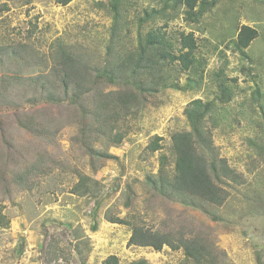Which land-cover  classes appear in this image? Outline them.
Wrapping results in <instances>:
<instances>
[{
	"label": "rangeland",
	"instance_id": "rangeland-1",
	"mask_svg": "<svg viewBox=\"0 0 264 264\" xmlns=\"http://www.w3.org/2000/svg\"><path fill=\"white\" fill-rule=\"evenodd\" d=\"M203 1L205 11L189 22L175 0H121L122 28L114 37L110 0H71L65 6L55 0H0V82L12 86V94H21L22 83L15 86V78L46 72L51 58L64 61V52H71L78 63L87 58L99 63L109 45L112 59L135 48L151 29L172 38L191 33L199 63L190 73L169 68V84L156 94L147 83L132 89L140 104L135 115L78 122L75 109L82 112L83 100L33 107L18 105L16 98L9 99V108L2 106L0 264H101L109 255L119 264H193L182 250L127 246L130 228L109 222L114 216L135 219L151 230L201 231L219 255L217 264H264V0ZM151 9L152 19L139 25L137 19ZM242 25L256 30L257 37L240 51L233 41ZM89 81L84 85L94 92L104 87L94 77ZM219 84L229 91L225 97ZM194 99H214L221 109L212 144L238 175L220 206L199 207L198 200L197 209L184 207L144 184L162 157L173 162L170 136L188 130L184 110ZM21 108L40 125V137L19 127ZM79 128L88 131L86 145L112 157L92 161L79 142ZM119 132L121 143L111 145L109 134ZM154 136L162 138L163 148L151 154L147 145ZM77 172L87 178L84 196L71 193Z\"/></svg>",
	"mask_w": 264,
	"mask_h": 264
},
{
	"label": "trees",
	"instance_id": "trees-1",
	"mask_svg": "<svg viewBox=\"0 0 264 264\" xmlns=\"http://www.w3.org/2000/svg\"><path fill=\"white\" fill-rule=\"evenodd\" d=\"M55 1L56 4L65 6L71 0ZM120 1L110 0L109 5L114 37L115 32H120L122 28L120 14L124 13V10L119 4ZM175 3L184 8V20L189 22L196 21L205 11L206 3L203 0H175ZM154 11V9L149 12L145 10V17L138 18V24L144 23L146 19H152ZM256 37V30L242 25L233 44L235 48L242 51ZM175 38L168 36L165 32L151 29L142 40H139L135 48L121 55L116 54L112 59L114 52L111 47L113 46L111 38L109 43L111 45L107 47V52L102 62L99 63L93 62L91 58V61L87 58L86 61L78 63L77 58L71 52H64L66 50L61 48L65 53L64 61L55 62L51 58L52 67L46 72L35 73L22 79L15 78V86L22 83L20 95L12 94V86L8 87L7 84L0 82V114H2V106L10 107L9 99L18 98L21 101L17 102L18 105L22 106L26 103L33 107L42 104L52 107L63 104L72 106L83 100L85 107L82 108V112L75 109V118L78 122L90 116L113 115L116 119L126 115H135L136 109H140V104L130 92L132 89L141 90V87L147 83L151 93L156 94L159 88L163 89L168 86V79L171 77L168 73L169 68L175 66L181 73H190V70L199 65L195 58L197 46L193 35L180 33V37L176 38L178 48L174 47L172 41ZM164 70L167 71L166 74ZM92 77L95 82L104 84L98 92H94L92 86L84 85V82ZM187 82V87L192 88L193 82L190 79ZM109 86L110 88H105ZM169 87L185 89L179 88L176 84H171ZM218 91L224 93V97L229 92L224 84L218 85ZM17 103L12 105L17 106ZM20 110L22 113L16 120L19 127L40 137L38 128L40 125H37L26 113L30 110H22V108ZM220 110L214 99L210 101L194 99L187 104L184 116L188 130L174 132L170 136L168 150L173 160L172 167L170 169L167 167L171 165L167 162V157L161 158L156 173L145 176L144 184L150 189L149 191L168 202L177 201L191 209H197L195 202L198 200L202 203L199 207L206 203L215 206L223 204L227 197V188L230 187V183L238 182V175L224 159L218 157L212 144L211 131L218 126L219 119H222ZM55 125L58 124L55 123ZM56 129L59 128H55L54 133ZM79 133L82 134L79 141L81 147L92 161L94 158L99 160L112 157L107 154L99 156V153L95 152L91 146L86 145V134L88 133L86 128H79ZM109 136L111 145H119L124 137L121 132L109 134ZM161 141L162 138L154 136L147 145L148 152L153 154L161 150L163 148ZM93 171H95L94 168ZM77 175L78 182L71 193L84 196L88 191L84 184L87 178L82 172H77ZM108 221L130 228V236L127 240L129 247L151 248L158 252L166 246L173 251L182 250L185 260L193 264L218 263L219 255L213 252V244L201 231L189 230L185 233L172 230H151L136 222L135 219L130 221L115 216L109 217ZM93 229L95 230V227ZM101 264H119V260L115 255H109ZM132 264L145 263L139 261Z\"/></svg>",
	"mask_w": 264,
	"mask_h": 264
}]
</instances>
